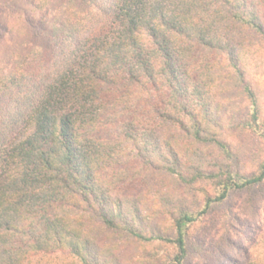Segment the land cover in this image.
Masks as SVG:
<instances>
[{"label":"trees","instance_id":"trees-1","mask_svg":"<svg viewBox=\"0 0 264 264\" xmlns=\"http://www.w3.org/2000/svg\"><path fill=\"white\" fill-rule=\"evenodd\" d=\"M22 1L23 7L12 9L14 20L33 43L26 53L12 50L0 60V264H30L48 246L38 221L27 213L44 189L74 194L78 187L101 203L89 156L98 133L115 130L135 144L145 165L184 185L216 178L195 169L188 179L169 166L156 135L164 123L174 122L193 142L212 145L229 158V146L216 136L221 107L209 96L213 88L193 78L189 68L196 58L219 56L223 80L240 83L246 102L244 118L234 122L264 141L260 100L230 47L234 29L251 30L264 40V0ZM136 92L141 100L132 99ZM156 154L164 164L155 163ZM236 179L224 184L223 192L263 182L264 161L255 174ZM207 209L181 213L174 220V239L145 236L128 226L121 230L140 243L174 246L178 264L187 229ZM100 210V223L118 229ZM56 229L50 227L59 245Z\"/></svg>","mask_w":264,"mask_h":264},{"label":"rangeland","instance_id":"rangeland-1","mask_svg":"<svg viewBox=\"0 0 264 264\" xmlns=\"http://www.w3.org/2000/svg\"><path fill=\"white\" fill-rule=\"evenodd\" d=\"M22 2L0 0V60L8 59L12 50L26 53L33 43L14 20L12 9L15 5L23 7ZM232 34L230 47L241 59L246 81L258 95L264 124V40L248 29H234ZM218 57L210 53L203 59L196 58L189 68L193 69V78L213 88L209 96L221 107L216 136L229 146V158L212 145L193 142L174 122L164 123L156 134L160 153L164 154L161 156L169 166H176L188 179L195 169L216 178L184 185L160 169L145 165L135 144L114 134L115 130L98 133L89 156L101 203L98 205L88 195L84 197L78 187H74V194L54 192L53 187L40 192L36 206L27 213L33 222L38 221L41 239L48 246L30 258V264H176L178 252L174 246L137 242L121 228L128 226L145 236L174 239V220L181 213L193 214L205 207L206 215L187 229L184 258L178 264H264V181L243 190H222L224 184L236 181L237 175L256 173L264 161V141L245 133L234 122L244 118L246 102L239 94L240 83L223 80ZM136 93L132 99L141 100V92ZM183 119L190 127L189 118ZM154 161L158 165L165 162L157 154ZM100 207L118 229L100 223ZM50 227L57 228L59 245ZM66 239L71 243L65 244ZM63 245L66 246L60 248ZM72 246L74 252L69 248ZM76 252L85 261L79 260Z\"/></svg>","mask_w":264,"mask_h":264}]
</instances>
